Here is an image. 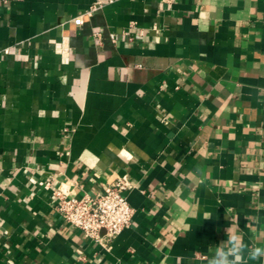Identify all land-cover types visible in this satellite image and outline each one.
Instances as JSON below:
<instances>
[{"label": "crops", "instance_id": "obj_1", "mask_svg": "<svg viewBox=\"0 0 264 264\" xmlns=\"http://www.w3.org/2000/svg\"><path fill=\"white\" fill-rule=\"evenodd\" d=\"M122 176L129 228L64 221L56 189ZM229 232L264 246V0H0V264H208Z\"/></svg>", "mask_w": 264, "mask_h": 264}, {"label": "built area", "instance_id": "obj_2", "mask_svg": "<svg viewBox=\"0 0 264 264\" xmlns=\"http://www.w3.org/2000/svg\"><path fill=\"white\" fill-rule=\"evenodd\" d=\"M82 22V16L75 18L77 25ZM131 188L128 177L122 176L96 195L79 198L69 196L60 189H56L54 195L58 199L57 209L64 221L81 230L86 237L101 242L114 239L132 225L135 210L126 195Z\"/></svg>", "mask_w": 264, "mask_h": 264}, {"label": "clouds", "instance_id": "obj_3", "mask_svg": "<svg viewBox=\"0 0 264 264\" xmlns=\"http://www.w3.org/2000/svg\"><path fill=\"white\" fill-rule=\"evenodd\" d=\"M210 252L208 264H250L264 260V246L249 247L243 243L239 232H229L227 238Z\"/></svg>", "mask_w": 264, "mask_h": 264}]
</instances>
